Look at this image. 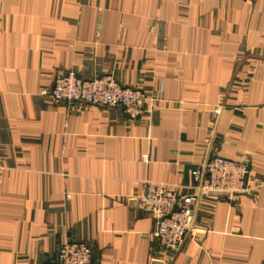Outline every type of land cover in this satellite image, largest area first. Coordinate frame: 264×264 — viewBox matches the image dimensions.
Masks as SVG:
<instances>
[{"label": "crops", "instance_id": "0c3cea01", "mask_svg": "<svg viewBox=\"0 0 264 264\" xmlns=\"http://www.w3.org/2000/svg\"><path fill=\"white\" fill-rule=\"evenodd\" d=\"M68 70L144 90L148 112L41 94ZM214 153L248 159L250 190L198 192L162 251L135 196L197 192ZM70 241L93 264H264V0H0V264H58Z\"/></svg>", "mask_w": 264, "mask_h": 264}, {"label": "built area", "instance_id": "2783aa9c", "mask_svg": "<svg viewBox=\"0 0 264 264\" xmlns=\"http://www.w3.org/2000/svg\"><path fill=\"white\" fill-rule=\"evenodd\" d=\"M57 102H77L100 108H120L131 120L148 112L150 96L140 89L121 84L112 74L81 77L68 70L55 77L49 90L41 88ZM147 163V154L141 156ZM197 192L179 194L174 189L147 184L135 196L138 208L148 212L154 220L149 239L162 251L176 249L193 231L194 205L200 192H213L226 201H236L250 190L249 161L244 157L227 159L211 154L200 169L192 171ZM199 192V193H198ZM58 264H93L91 250L82 241H70L59 246Z\"/></svg>", "mask_w": 264, "mask_h": 264}]
</instances>
